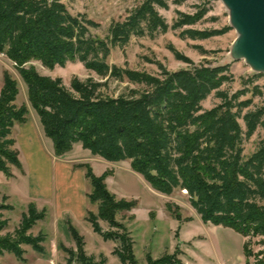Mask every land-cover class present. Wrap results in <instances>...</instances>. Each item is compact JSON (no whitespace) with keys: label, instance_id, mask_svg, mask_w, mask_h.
Wrapping results in <instances>:
<instances>
[{"label":"trees","instance_id":"trees-1","mask_svg":"<svg viewBox=\"0 0 264 264\" xmlns=\"http://www.w3.org/2000/svg\"><path fill=\"white\" fill-rule=\"evenodd\" d=\"M63 1L69 0H0V54L14 64L25 84L28 103L51 141L53 154L63 156L79 144L107 162L128 161L131 170L155 191L165 195L185 191L203 223L246 238V259L252 257L253 264H264L262 252L252 254L249 248L251 239L260 238L264 244V137L253 152L244 153V142L258 128L264 130V106L250 109L260 88L251 79L243 82L242 90L228 94L220 89L232 81L228 66L192 65L187 58L180 59L190 65L188 68L168 71L157 64L158 74L109 65L110 50L131 36L167 31L168 25L157 11L167 8V0H139L122 21L109 25L104 38L91 33L98 24L70 14ZM206 12L198 8L195 14L178 13L172 28L191 26ZM180 35L204 40L219 34L185 29ZM32 62L49 70L79 62L98 79L73 78L66 87L60 78L42 76L33 66L26 67ZM109 81L126 85L116 94ZM211 93L219 103L204 110L200 104ZM247 94L251 97L241 100ZM17 95V82L4 71L0 173L6 178L12 177L11 167L21 169L12 130L26 122L28 109L15 104ZM84 176L91 187L88 201L97 204V216L87 214L93 232L104 241L118 243L114 254L120 264H137L130 238L115 222L119 212L130 211L133 205L116 200L90 167L85 166ZM10 209L0 203V232L7 225L1 211ZM41 218L30 204L28 213L22 215L18 238L0 237V255L7 252L21 259V245L41 253L44 236L26 235ZM97 219L121 232H103ZM71 233L80 241L74 230ZM145 260L146 264H182L176 254L155 260L146 255ZM77 262L105 264L104 258L96 262L82 250Z\"/></svg>","mask_w":264,"mask_h":264},{"label":"rangeland","instance_id":"rangeland-1","mask_svg":"<svg viewBox=\"0 0 264 264\" xmlns=\"http://www.w3.org/2000/svg\"><path fill=\"white\" fill-rule=\"evenodd\" d=\"M138 1L69 0L63 3L70 14L84 16L98 24L91 33L104 38L109 25L122 21ZM166 2L167 8H157V11L168 25L167 31L131 36L125 44L110 50L106 62L112 66L150 74H158L157 64L168 71L188 68L190 65L180 58H187L192 65L205 63L210 67L228 66L232 81L220 89L232 94L243 89L244 81L250 82L252 79V84L260 88V94L252 97L250 109L264 106V74L252 70L243 59L232 56V47L238 33L231 26L229 11L222 2ZM197 7L207 11L200 21L181 29L172 28L178 13L195 14ZM185 29L215 31L219 35L204 40H191L181 37L180 33ZM29 66H33L39 75L60 78L66 87H69L73 78L98 79L79 62L67 63L64 67L51 70L38 62L26 65ZM4 71L17 82L15 104L26 105L28 114L26 122L14 126L12 130L21 169L11 167L10 178L0 173V203L11 208L1 211L7 225L0 232V237L17 239L22 215L27 214L29 205L33 204L42 218L35 222L26 235H43L44 242L41 244V253L33 251L29 245H21V259L4 252L0 255V264H78L81 250L96 262L104 258L105 264H120L114 254L118 243L104 241L93 232L87 221L88 212L97 216V204H90L87 198L91 187L84 176L85 166L90 167L95 176L103 178L106 189L116 200L133 205L130 211L119 212L115 222L125 229L130 238L137 264H146V255L155 260L173 254L182 264H253V258L246 259L243 252L247 239L230 229L203 223L190 206L185 191L175 190L169 195L159 193L131 170L128 161L107 162L92 156L79 144L71 152L56 157L51 141L44 136L39 119L28 103L25 84L14 64L0 54V87ZM125 85L109 81L110 90L116 94ZM250 97L247 94L241 100ZM218 103L219 100L211 93L200 105L207 110ZM239 123L243 127L242 120ZM263 137L264 130L258 128L244 142V153L248 155L253 152ZM97 222L103 232H121L105 221L97 219ZM71 230L76 232L80 241L78 239L77 242ZM261 242L260 238L251 239L249 248L252 254L261 251L264 260V244Z\"/></svg>","mask_w":264,"mask_h":264},{"label":"water","instance_id":"water-1","mask_svg":"<svg viewBox=\"0 0 264 264\" xmlns=\"http://www.w3.org/2000/svg\"><path fill=\"white\" fill-rule=\"evenodd\" d=\"M238 33L232 56L264 74V0H220Z\"/></svg>","mask_w":264,"mask_h":264},{"label":"crops","instance_id":"crops-1","mask_svg":"<svg viewBox=\"0 0 264 264\" xmlns=\"http://www.w3.org/2000/svg\"><path fill=\"white\" fill-rule=\"evenodd\" d=\"M2 74H3V72H2ZM40 123V122H39ZM43 131V130H42ZM44 134V133H43ZM45 136V135H44ZM75 146V145H74ZM74 146H73V148H74Z\"/></svg>","mask_w":264,"mask_h":264}]
</instances>
